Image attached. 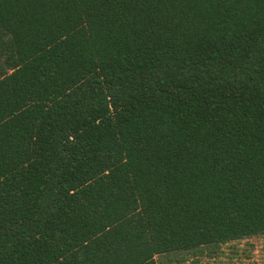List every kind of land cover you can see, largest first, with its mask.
<instances>
[{
	"label": "trees",
	"instance_id": "trees-1",
	"mask_svg": "<svg viewBox=\"0 0 264 264\" xmlns=\"http://www.w3.org/2000/svg\"><path fill=\"white\" fill-rule=\"evenodd\" d=\"M264 240V0H0V264H184Z\"/></svg>",
	"mask_w": 264,
	"mask_h": 264
},
{
	"label": "rangeland",
	"instance_id": "rangeland-1",
	"mask_svg": "<svg viewBox=\"0 0 264 264\" xmlns=\"http://www.w3.org/2000/svg\"><path fill=\"white\" fill-rule=\"evenodd\" d=\"M184 264H264V240L251 237L222 246L213 256L190 257Z\"/></svg>",
	"mask_w": 264,
	"mask_h": 264
}]
</instances>
